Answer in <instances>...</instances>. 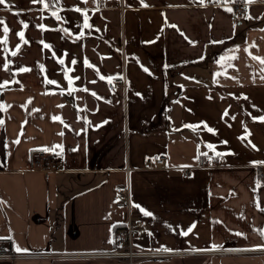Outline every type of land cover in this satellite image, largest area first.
<instances>
[{"label": "crops", "instance_id": "crops-1", "mask_svg": "<svg viewBox=\"0 0 264 264\" xmlns=\"http://www.w3.org/2000/svg\"><path fill=\"white\" fill-rule=\"evenodd\" d=\"M6 3L0 243L48 256L0 264H127L61 254L116 248L129 210L135 247L187 252L134 264H264V0Z\"/></svg>", "mask_w": 264, "mask_h": 264}, {"label": "built area", "instance_id": "built-area-1", "mask_svg": "<svg viewBox=\"0 0 264 264\" xmlns=\"http://www.w3.org/2000/svg\"><path fill=\"white\" fill-rule=\"evenodd\" d=\"M102 2L103 0H98ZM246 7L244 4L236 5V12L238 14H245ZM125 86L123 78H114L109 84L108 88L110 90L121 88ZM31 170L39 171L47 175L50 172L57 170V160L51 154L46 151H36L32 155ZM147 167L149 169H166L167 168V158L163 154H152L146 160ZM190 172L189 168L183 169V174H188ZM261 182L264 183V166L260 167L259 172ZM117 193L124 194L127 200H129V187L126 186L125 189L118 188ZM143 220H134L128 212L127 221L123 226L116 229V241L118 246L111 250L99 251V252H87V253H77V254H61V256H74L81 258H92V259H106V260H118L124 261L127 264H134L143 260H156L169 258L174 256H182L187 254V252H176L169 250H153V249H141L133 245V233L135 229L143 226ZM242 252L248 253H264V249H248L240 250ZM45 254L36 253H11L3 252L2 244L0 243V260H14V259H37L46 257Z\"/></svg>", "mask_w": 264, "mask_h": 264}, {"label": "snow or ice", "instance_id": "snow-or-ice-1", "mask_svg": "<svg viewBox=\"0 0 264 264\" xmlns=\"http://www.w3.org/2000/svg\"><path fill=\"white\" fill-rule=\"evenodd\" d=\"M84 2L86 3L87 2V0H84ZM248 2L249 3H251V2H253V0H248ZM0 5H3L5 8H7L8 7V5H7V3H6V0H0ZM146 6V5H145ZM76 11H80V9L79 8H77V9H75ZM228 11H231V9H228ZM85 16L87 15L86 13L84 14ZM58 19H59V17H57ZM5 24V22L3 21V20H0V25H4ZM24 27H27V25L25 24V25H23ZM84 26L85 27H90V25H88V23H87V19H85V24H84ZM3 31H4V33L5 34H7L8 32H9V29H8V27L7 26H4V28H3ZM18 36H19V38L21 39V40H24V33L23 32H20V33H18L17 34ZM25 43H27V41L25 40L24 41ZM0 43H6V40L5 41H0ZM45 47H49L48 45H44ZM13 55H15L16 53L14 52V53H12ZM60 63L62 64L63 63V61L61 60L60 61ZM261 63H264V60H262L261 61ZM24 71H29V69H24ZM103 78V77H102ZM51 83V82H50ZM93 95H95V93H93ZM56 119H58V118H56ZM262 120H264V118H262ZM3 123V121H0V124H2ZM61 135H62V133H61ZM17 143H19V141H16ZM57 147H62V146H57ZM45 151H47V149H44ZM262 211H264V209H262ZM144 214L145 215H151L150 213H148V212H144ZM190 230V229H189ZM187 233H185V235H186ZM262 235H264V233H262Z\"/></svg>", "mask_w": 264, "mask_h": 264}]
</instances>
